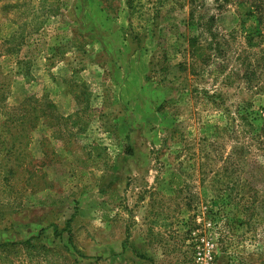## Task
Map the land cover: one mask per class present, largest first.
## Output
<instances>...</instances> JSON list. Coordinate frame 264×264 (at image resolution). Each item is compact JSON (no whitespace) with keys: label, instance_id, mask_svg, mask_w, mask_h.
Here are the masks:
<instances>
[{"label":"rangeland","instance_id":"374dc122","mask_svg":"<svg viewBox=\"0 0 264 264\" xmlns=\"http://www.w3.org/2000/svg\"><path fill=\"white\" fill-rule=\"evenodd\" d=\"M255 1L0 0V264H264Z\"/></svg>","mask_w":264,"mask_h":264},{"label":"crops","instance_id":"0c3cea01","mask_svg":"<svg viewBox=\"0 0 264 264\" xmlns=\"http://www.w3.org/2000/svg\"><path fill=\"white\" fill-rule=\"evenodd\" d=\"M112 31L121 32V27L119 26H114L112 27ZM113 33V32H112ZM101 47H103V45H100ZM104 48V47H103ZM102 48V49H103ZM133 65H135V63L133 62ZM141 75V74H140ZM142 76V75H141ZM104 203L102 204H98V203H91L89 202L88 204L85 205V209L89 210V212L91 213H95L98 211H101L104 207ZM94 219L97 218H90L87 219L88 221H90L92 223V221H94ZM101 226L105 227L102 228L101 230H96V231H90V233L86 236L88 237V240L91 242H95L96 246L98 248V250H101L102 252L96 253L95 256L99 257V258H109L112 255H117L116 257L120 259L121 255H125V253L127 252V248L126 247V243H125V239L123 234L119 231L117 232H112V230L109 229L110 226H113L114 224H116L117 222H119V219L117 218H111L108 220H97ZM108 221V222H107ZM108 242L109 244L107 246H104L103 243L104 242ZM99 244V245H98ZM112 245V247H111ZM112 248H115V251L112 252Z\"/></svg>","mask_w":264,"mask_h":264},{"label":"trees","instance_id":"16d2710c","mask_svg":"<svg viewBox=\"0 0 264 264\" xmlns=\"http://www.w3.org/2000/svg\"><path fill=\"white\" fill-rule=\"evenodd\" d=\"M253 4L255 5V7H256L257 10L264 11V0L255 1V2H253ZM107 14H110V13H107ZM90 17H92V14L90 15ZM89 31L91 32L92 29L90 28ZM106 52L108 53L107 50H106ZM125 154H127L128 156H132V150L129 149V151H127Z\"/></svg>","mask_w":264,"mask_h":264}]
</instances>
